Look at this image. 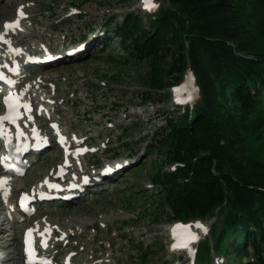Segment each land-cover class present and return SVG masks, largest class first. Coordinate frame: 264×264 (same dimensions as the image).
Returning <instances> with one entry per match:
<instances>
[{
	"label": "rangeland",
	"instance_id": "1",
	"mask_svg": "<svg viewBox=\"0 0 264 264\" xmlns=\"http://www.w3.org/2000/svg\"><path fill=\"white\" fill-rule=\"evenodd\" d=\"M152 3L156 7L149 11L142 0H0V36L3 25L18 20V10L27 7L18 28L36 34L31 42L29 37L28 47L45 51L42 58L28 61L13 89L44 81L59 105L53 116L88 149L79 157L84 171L99 173L76 193L39 197L29 214L8 212L0 192V264H20L27 232L43 221L57 229L51 231L54 240L49 250L55 255L49 264H196L211 236L223 227L222 212L212 219L175 217L172 201L157 183L164 173L176 169L168 156L166 136L170 122L176 124L194 105L196 87L187 72H169L180 53L171 34L156 53L138 55L122 45L117 28L126 15L137 14L147 29V14L171 7L168 0ZM257 3L249 0L248 10L255 11ZM126 42L130 47L132 38L127 36ZM186 86L188 90L176 97L175 87ZM189 91L192 99L187 101ZM7 93L3 85L0 111ZM259 110L264 111V102ZM44 145L28 151L23 176L8 175L15 187L7 193L8 200H17L20 191L40 188L64 160L61 143ZM245 151L264 161V137L250 136ZM0 177L5 176L0 173ZM197 223L209 225V231H198ZM177 225L193 226L198 241L174 249L175 242L181 243L173 237ZM249 251L246 264L255 258L251 247ZM210 264L227 262L214 253Z\"/></svg>",
	"mask_w": 264,
	"mask_h": 264
},
{
	"label": "trees",
	"instance_id": "2",
	"mask_svg": "<svg viewBox=\"0 0 264 264\" xmlns=\"http://www.w3.org/2000/svg\"><path fill=\"white\" fill-rule=\"evenodd\" d=\"M168 2L171 7L147 14V29L137 14L117 28L124 48L138 55L156 53L171 34L180 53L169 72H187L196 87L194 105L170 122L166 136L176 169L157 183L177 218L224 213L223 227L196 264H210L214 253L227 264H246L249 247L251 264H264V161L245 151L250 136L264 137V0L254 5L257 14L248 10L249 0Z\"/></svg>",
	"mask_w": 264,
	"mask_h": 264
},
{
	"label": "bare ground",
	"instance_id": "3",
	"mask_svg": "<svg viewBox=\"0 0 264 264\" xmlns=\"http://www.w3.org/2000/svg\"><path fill=\"white\" fill-rule=\"evenodd\" d=\"M26 8L27 7L23 8L24 18L26 16ZM24 18L18 16L19 23L22 21L21 19ZM15 21L17 20L8 23ZM3 28V36H0V75L2 74L4 79L0 80V88L5 85L8 93L19 98L18 102L21 105V116L14 124H9L5 120H0V124L4 123V125L7 126L8 130L6 136L12 137L19 131L29 151L41 144H45L44 146H46V144L52 142L61 143L60 137L65 138L64 143H61L65 151L64 160L42 181L40 188L37 190L35 188H30L27 191H20L15 201L8 200L6 196L5 203L9 206L8 212L15 214L17 212L20 213L19 209L24 201H28V207L31 208L37 203L38 198L45 194L55 195L59 193L62 195L70 192L76 193L83 188L84 185L94 180L93 176L97 177L99 173L87 174V172L84 171L82 166L83 163L79 160V157L88 152V149L81 146L83 141L80 138L73 139L76 133L71 132L69 135V133L64 131L62 127L63 124L53 116L52 113H58L59 105L58 102L55 101L53 91L50 90L51 88L44 81L23 84L20 88L13 89L17 85L16 82L19 83L18 80L22 78V74L27 70L28 61L30 59L42 58L45 51L39 48L36 49L33 45L27 46L29 37L31 42V38L36 36L33 31H28L27 28H24L25 30L19 29L18 27L14 30L6 31L5 24ZM16 50L19 51L17 52ZM9 80L12 83H8ZM22 105H29L30 111L26 110ZM2 117H5V113L1 110L0 118ZM53 124H55L57 128L54 129L52 127ZM33 129L36 130L35 133ZM57 133H59V135ZM74 147L76 150L72 151L71 148ZM108 171L110 170L107 169V172ZM0 173L5 176L0 177V181H6V183L0 185L1 196L5 197V189L8 193L15 187L13 184L11 185V179L8 177V173H5L1 168ZM52 185H55V187H52ZM16 191L18 192V190ZM15 221V218H10L12 224H14ZM69 223H72V221ZM203 226L209 231V225L205 224ZM46 228L50 229V232H45ZM32 230L30 236L28 234L29 231L27 232L28 239L26 240L24 257L21 263L49 264L51 259H54L55 255L54 252L49 250V247L53 245L54 237L51 235V231H57L56 226L43 221L39 224L38 228L35 227L36 233L34 229ZM191 231L196 234L195 231ZM198 231L205 233V231L200 228ZM41 233H43V235H41ZM42 241L46 243V246L42 244ZM195 241H198V239L190 243L195 244ZM33 252L34 254H32ZM69 257L72 258L71 255Z\"/></svg>",
	"mask_w": 264,
	"mask_h": 264
},
{
	"label": "snow or ice",
	"instance_id": "4",
	"mask_svg": "<svg viewBox=\"0 0 264 264\" xmlns=\"http://www.w3.org/2000/svg\"><path fill=\"white\" fill-rule=\"evenodd\" d=\"M142 3L144 5V7L148 10H153L156 5L154 3H152V0H142ZM18 16L20 18H24V12H23V6H21V8L18 10ZM19 26V20L15 21V22H12V23H6L5 24V29L6 31L7 30H14L15 28H17ZM7 42V41H5ZM17 52L19 50H16ZM4 79V77L2 75H0V80ZM8 83H12L10 80L8 81ZM188 90V87L186 86V88L184 90H178V91H187ZM19 98L16 97V98H13V97H8L6 98L5 100V103L9 106V108L11 110H15V108L17 107H21V105L19 104H16L15 103V100H18ZM192 99V95H191V92L189 91V94L187 96V101H190ZM187 101H180V102H187ZM22 107H24L26 110L30 111V106L29 105H22ZM10 119L9 116H5V117H2L0 118V120H8ZM13 119V122H14V118ZM52 127L55 129L57 128V126L55 124L52 125ZM33 132L35 133L36 130L33 129ZM59 135V133H57ZM60 140H61V143H64V140L65 138L64 137H60ZM45 142H46V138H45ZM78 151H81V150H78ZM4 183H6V181H0V185H3ZM52 187H55V185H52ZM7 195V190L5 189V197ZM193 226L191 225H188V226H181V225H177L174 229H173V237L174 239H177L179 241H181V243L179 244H174L173 245V248L175 249L176 247H185L187 248L189 243L191 241H194V240H197L199 237L196 236L192 231H191V228ZM196 228H200L202 230H204L205 232L207 231L206 228H204L203 225L197 223L195 225ZM33 230H29V236L31 235ZM45 232H50V229L46 228L45 229ZM41 235H43V233H41ZM42 244H44V246H46V243L42 241ZM191 251V249H189Z\"/></svg>",
	"mask_w": 264,
	"mask_h": 264
},
{
	"label": "water",
	"instance_id": "5",
	"mask_svg": "<svg viewBox=\"0 0 264 264\" xmlns=\"http://www.w3.org/2000/svg\"><path fill=\"white\" fill-rule=\"evenodd\" d=\"M189 47H187V51H188Z\"/></svg>",
	"mask_w": 264,
	"mask_h": 264
}]
</instances>
